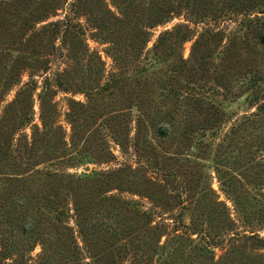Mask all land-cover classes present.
<instances>
[{
    "label": "rangeland",
    "instance_id": "374dc122",
    "mask_svg": "<svg viewBox=\"0 0 264 264\" xmlns=\"http://www.w3.org/2000/svg\"><path fill=\"white\" fill-rule=\"evenodd\" d=\"M71 1L51 12L37 26L63 20ZM105 1L109 6L114 3ZM178 23H188L196 33L203 26L187 22L183 15L174 17L150 30L148 46L153 45L162 31ZM224 24L229 30L237 25L231 20ZM243 31L245 35L242 40L237 38V46L244 47L231 64H221L220 58L213 55L206 65L209 76L197 74V82L193 80L187 87L176 85L184 95L214 103L218 113L225 117L216 125H204L212 110L202 109L191 115L192 121L200 123L186 134L189 138L180 133L159 137L151 129L137 133L138 111L133 107L134 114L128 120L127 146L116 143L104 125L94 145L87 148L99 151L97 144L103 137L106 150L112 153L110 160L100 162L82 157L80 163L71 167L47 165L48 169L57 168L76 176L92 170L101 173L117 170L110 185L103 184L95 193L78 198L67 190L53 197L28 193L17 198L28 204L29 208L24 209L4 203L2 193L8 183L0 181V264H264V44L250 49L256 38L246 29ZM87 37L91 48L107 47ZM194 38L180 47L184 58L191 56ZM227 44L230 43L225 38L223 45ZM5 45L0 43V51L7 48ZM229 48L234 51V44ZM49 57L46 73L39 70L34 75L38 87L32 96L33 122L39 125L38 95L43 80L62 71L68 63L65 53ZM104 59L109 71L111 60ZM237 65L241 68H236ZM256 70L262 76L255 86H250L248 78ZM20 72L21 81L11 88L7 101L29 80L32 68L21 65ZM218 75L224 76L215 80ZM70 96L86 100L82 93L71 95L58 90L47 103L48 107L54 104L68 142L72 131L65 112ZM98 102L109 104L107 97ZM101 111L106 115L112 108L101 106L98 112ZM25 131L30 134L31 126ZM17 137L18 133L14 142ZM145 139L148 143L144 147ZM69 151H74L72 146ZM46 198L56 205L45 206ZM78 199L85 200L86 211L110 228L101 227L94 229V234L85 235L75 211ZM31 224L33 232L28 230ZM148 244L152 245L150 250Z\"/></svg>",
    "mask_w": 264,
    "mask_h": 264
},
{
    "label": "trees",
    "instance_id": "16d2710c",
    "mask_svg": "<svg viewBox=\"0 0 264 264\" xmlns=\"http://www.w3.org/2000/svg\"><path fill=\"white\" fill-rule=\"evenodd\" d=\"M68 1L0 0V43L7 47L0 51V181L8 183L2 195L4 203L11 207L29 208L17 199L28 193L53 197L67 190L78 198L95 193L103 184L110 185L117 170L105 173L92 170L76 176L57 168L48 169L47 165L71 167L80 163L82 157L100 162L110 160L112 153L106 150L103 137L97 144L99 151L87 148L94 145L104 125L116 143L127 146L128 120L134 114L133 107L138 111L137 133L151 129L159 137L180 133L189 138L186 134L200 123L192 121L191 115L202 109L212 110L204 125H216L225 117L218 113L215 104L184 95L176 85L187 87L193 80L197 82V74L209 76L206 65L213 55L220 58L221 64H231L244 47L237 46V38L242 40L245 35L244 29L256 38L250 49L264 44V0H113L111 6L105 0H72L63 20L37 26ZM180 15L187 22L202 23V30L196 33L188 23H178L162 31L149 47L150 30ZM229 20L237 23L230 30L224 24ZM87 35L107 47L91 48ZM193 38L191 56L184 58L180 47ZM225 38L234 44V51L230 44L223 45ZM58 52L65 53L68 63L62 71L43 80L38 95L39 125L33 122L32 96L38 87L34 75L39 70L46 73L49 56ZM104 56L111 60L109 71ZM26 64L32 68L29 80L7 101L11 88L21 81V65ZM200 68L204 71L199 72ZM223 76L218 75L215 80ZM261 76L256 70L248 78V85L255 86ZM58 90L71 95L82 93L86 97L83 101L73 96L67 98L65 120L71 126L70 142L66 139V129L57 120L54 104L47 106ZM106 97L108 105L98 102ZM101 106L111 107L112 111L103 115L102 111L98 112ZM29 125L30 134L25 131ZM147 143L145 139L142 145L145 147ZM69 146L74 151H69ZM42 164L46 169L39 167ZM54 205V200L46 198L45 206ZM86 205L85 200L78 199L75 207L85 235L94 234V229L110 228L88 213ZM28 230L33 232V224ZM151 246L148 244L149 250Z\"/></svg>",
    "mask_w": 264,
    "mask_h": 264
}]
</instances>
